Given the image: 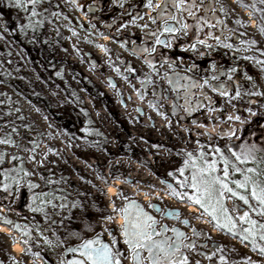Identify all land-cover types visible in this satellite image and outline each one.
<instances>
[{
  "label": "rangeland",
  "instance_id": "rangeland-1",
  "mask_svg": "<svg viewBox=\"0 0 264 264\" xmlns=\"http://www.w3.org/2000/svg\"><path fill=\"white\" fill-rule=\"evenodd\" d=\"M98 2L90 10L97 2L77 6L70 0H36L33 4L21 0L23 6H17L16 0H0V141H10L0 142V189L8 185L12 190L6 204L0 203V216L22 226L17 230L6 224L12 232H0V264H61L64 246L97 234L113 251H120L121 264H132L121 235L123 223H116L121 215L118 210L135 202L155 219L153 212H159L160 204L152 202L149 211L140 199L132 198L121 208L110 206L106 186L113 175L107 174V163L116 157L136 162L166 189L172 204L185 212L179 203L189 202L171 195L169 185L181 193L193 191L181 187L182 181H191L188 153L200 166L204 160H215L214 175L221 177L225 168L221 156L226 158L229 187L247 196L248 204L238 197L228 198L230 193L225 195L222 202L227 212L218 210V215L222 223H227L225 216L231 217L232 231L216 227L208 215L203 218L197 205L195 229L159 221L154 225L156 231L165 226L169 231L163 235L174 238L170 230L176 228L187 237L184 243L194 242L193 249L182 248L189 264H264V229L260 228L264 214L251 196V185L238 189L232 183L245 174L257 178L256 173H246L248 168L262 173L258 179L264 181V0H185L191 16L173 7L172 0H167L164 15L157 8L164 0H152L151 8L147 0ZM245 8L250 12L245 13ZM168 14L176 19H169ZM165 24L176 31H165ZM25 25L36 27L38 33L29 30L17 40ZM44 60L56 61V66L48 72L42 68ZM61 66L63 74L57 77ZM82 75L94 85L91 94L79 86ZM125 82L130 89L122 93L124 97L131 98L138 87L152 101H170L165 118L176 129L146 140L127 135L133 128L122 117V105L114 93ZM79 96L82 104L75 105L72 98L79 101ZM227 101L233 102L230 111L239 119L235 123L210 137L195 138L193 130L181 131L184 122L198 124L188 120L190 115L216 109L223 116L229 110L222 105ZM87 111L91 122L87 129L95 133L89 137L92 143L77 138L72 129L88 121ZM105 124L124 138L121 146L116 147V134L108 132ZM245 154L251 158L244 160ZM97 156L100 162L89 170L100 185V195H96L97 185L88 183L79 168L68 164L72 159L82 162ZM185 160L189 167L181 174L178 169ZM31 189L38 191L33 202L38 207L28 201ZM244 213L248 216L242 221ZM249 219L256 224L250 225ZM212 229L219 232L212 233ZM193 230L201 235L194 236ZM15 241L22 245L20 252L11 250Z\"/></svg>",
  "mask_w": 264,
  "mask_h": 264
},
{
  "label": "snow or ice",
  "instance_id": "snow-or-ice-1",
  "mask_svg": "<svg viewBox=\"0 0 264 264\" xmlns=\"http://www.w3.org/2000/svg\"><path fill=\"white\" fill-rule=\"evenodd\" d=\"M27 2L33 4L36 0H27ZM172 4L173 7L178 10L187 11L188 15H193L191 8L185 6V0H172ZM16 5L23 6L21 0H16ZM146 6L151 8L152 0H147ZM165 7H167V0H164L163 4L157 5V8L160 9V15L165 14L163 12V8ZM193 7H195V5H193ZM149 18L152 19V17ZM168 18L176 19V15L168 14ZM183 27L188 28L189 25L184 24ZM164 30L167 32L176 31L175 28L167 24L164 25ZM261 31L264 32V27H261ZM156 42L161 43L162 41L157 37ZM201 43H204V41H201ZM144 51H147V49H144ZM222 94L226 95V93ZM149 105L152 106V102H149ZM0 142L9 143L10 141L5 140ZM216 151H219V149ZM188 156L192 161L191 181L188 182L187 179L182 181L181 187L183 188L186 186L193 191L191 193H181L169 185L171 195L181 200L186 199L187 202L197 205L203 210L204 215L210 216L211 219L215 221L216 227L228 228L229 231H232L235 229V223L232 222L231 217L225 216L224 219L227 220V223H222L221 217L218 215V210L223 213L227 212V209L223 208L222 201L227 193L231 194L228 198L238 197L240 200L244 201L245 204H248V198L229 187V183L227 182V177L229 176L227 167L228 160L221 156L225 164L223 177H221L219 175H214L216 172L215 160H204L203 166H200L196 163L197 158L192 157L191 153H188ZM249 158H251L249 154L244 155V160ZM200 159H203V153H201ZM237 159H240L239 155H237ZM187 167H189V160H185L184 166L178 169V171L183 174ZM233 167L235 168V166ZM235 171L241 170L235 168ZM246 173H256L257 178L245 174L242 180H235L232 181V183H234L238 189H246L251 185V196L259 202L261 214H264V181L258 179L262 173H257V170L254 168H248ZM25 174L27 175L28 173ZM169 175H172V173H169ZM4 187L7 188L8 185H4ZM31 187H35V185H31ZM149 206L154 207L153 205ZM118 211L123 217L121 235L124 237V243L128 246L129 259L132 264H145V261L147 264H189V257L183 253L182 248L193 249L195 244L192 241L184 243L187 237L183 232H180L176 228H172L170 231L173 233L174 238L164 236L163 233L169 231V229L162 226L160 231H156L154 218L144 212L135 202L127 203ZM164 214L175 217L179 216V212L176 210H169ZM247 216L248 214L244 213V215L240 216V219L243 221ZM181 222L188 224V220L186 219ZM247 222L253 226L256 224V221L250 219ZM0 223L7 224L17 230H21L22 228L21 225L14 223L7 217L0 216ZM260 228L264 229V224H261ZM24 231H26V229H24ZM245 231H251V229H246ZM193 235L198 236L201 235V233L193 230ZM246 238L247 237H245V239ZM261 239H264V235L261 236ZM112 243H116L115 237L112 238ZM68 251H79L80 255L83 257V259L69 260L68 264H121L120 251H113L112 248H110L108 244L103 243L98 236L94 239L84 240L76 248H70ZM143 251H147V257L142 256ZM261 252H264V248H261ZM208 258L211 259V255H208ZM220 260L223 261L224 257L221 256ZM196 264H199V261H196Z\"/></svg>",
  "mask_w": 264,
  "mask_h": 264
},
{
  "label": "bare ground",
  "instance_id": "bare-ground-1",
  "mask_svg": "<svg viewBox=\"0 0 264 264\" xmlns=\"http://www.w3.org/2000/svg\"><path fill=\"white\" fill-rule=\"evenodd\" d=\"M244 12L249 13L250 10L245 8ZM103 39L107 40L108 37L103 36ZM120 85L123 86L118 88L121 91L117 89L114 90V93L118 96V99H120V103L122 105V117L125 118L127 124L133 128V130H131V134L127 132V135L132 136L133 133L134 135L142 137L144 140H146L151 138L152 135L157 136L158 134H161L163 136H167L168 131L176 129L175 123L170 121L168 118H165L168 113V109H166V107H169L170 101H167V103L164 102L163 99L157 102L152 101L151 98L144 97L143 90L139 89L138 87L132 91L131 98L124 97L122 93L128 92L127 89H130V83L125 82L120 83ZM149 102H152V106L149 105ZM232 103L233 102L231 101H227L226 103L222 104L223 107L227 106L229 109L223 116H220V111L216 109L205 110L200 115H190L188 120L198 122V124L184 122L181 124V131L188 133L190 130H193V135L195 138H199L201 136L210 137L211 135L216 134L217 129L225 128L228 124H233L239 120L238 117L230 111L233 107ZM218 116L220 120L216 119ZM174 117L176 118L177 116L175 115ZM205 122L208 124H205ZM105 126L108 132L113 133L114 135L116 134L114 140L116 147L121 146V144L124 142V138L118 136L115 128L107 124H105ZM133 145L137 146L136 142H133ZM96 158L97 159L95 160L90 159L89 161L82 162H76L75 159H72L68 164L72 167L79 168L83 177L87 179L88 183L93 186L97 185L96 195H100V185L98 186V184L95 182L94 176L89 170L92 166H94L93 164L100 162V156H97ZM107 167L110 170V172L107 174L110 173L113 175L106 186L105 198L109 200L110 206L121 208L128 199L137 198L141 200L147 210L152 211L149 205L152 202H158L160 204L159 212L157 214L153 212V215L155 216V222L162 221L167 226L181 225L189 226L193 229L198 227V225H196V220L194 221L193 219L194 214H199L197 206L191 203H179L180 206L185 207L186 211L182 212V210L178 208V205L172 204L173 199L170 197V195H168L166 189H163L158 181L153 180L150 173L146 170H143L142 167L136 162H128L126 158L116 157L107 163ZM82 188L85 190L88 189L86 186H83ZM2 209L3 208L0 207V210ZM169 210L178 211L179 216H171L172 219H169L167 217L169 215L164 214ZM203 218H205L204 214ZM185 219L188 220V224L181 222ZM202 222L205 221L203 220ZM116 223H123L121 215L117 216ZM0 232L9 234L12 232V229L6 224L0 223ZM211 232L217 233L219 231L217 229H212ZM232 240L235 239L232 237ZM21 249L22 245L19 241H15L11 246V250L16 252H20Z\"/></svg>",
  "mask_w": 264,
  "mask_h": 264
},
{
  "label": "trees",
  "instance_id": "trees-1",
  "mask_svg": "<svg viewBox=\"0 0 264 264\" xmlns=\"http://www.w3.org/2000/svg\"><path fill=\"white\" fill-rule=\"evenodd\" d=\"M43 2V1H42ZM47 2V1H46ZM6 5H7V3H6ZM0 12H2L1 10H0ZM14 22H16L17 23V21H15L14 20ZM20 25L18 24L17 25V29H19L20 30V27H19ZM22 28V27H21ZM29 30H31L32 31V34H36V33H38V31H37V28L36 27H34V26H31V25H25L24 27H23V29H21V34L18 36V37H16V39L17 40H19V38L20 39H22L23 38V36H24V34H26ZM35 36V35H34ZM25 44H26V46L28 47L29 46V44H27L26 42H25ZM45 61V60H44ZM56 61H53V62H47V61H45L44 62V64H42V68H45L46 70H48V72L50 71L49 70V68H50V66L51 67H54V66H56ZM53 70H56L57 71V69H53ZM60 70L61 71H57L56 72V76L57 77H61L62 76V66H61V68H60ZM56 76L54 77V79H56ZM61 86V85H60ZM80 88L83 90V91H85L86 93H88V94H91L92 93V89L94 88L93 86L94 85H91V81H89V79L87 78V77H84V75H82V79H81V81H80ZM73 91H74V93L78 96L79 95V93H78V91L76 90V89H72ZM80 97V96H79ZM31 100V99H30ZM72 102L76 105L78 102H82V98L80 97L79 98V101H77V100H75V99H73L72 98ZM82 104V103H81ZM86 110V109H85ZM87 116H88V121H84L83 123H82V125L79 127H77V123H76V126H73L72 127V129L77 133V138H79V139H81V140H83V141H88V142H91L92 143V141L89 139V137L90 136H94L95 135V133H94V131H92V129L90 130V131H88V127L91 125H89V123L88 122H90L89 120V113H88V111H87ZM91 123V122H90ZM84 126V127H83ZM236 146V145H235ZM234 148H236V147H234ZM233 151L235 152L234 153V155H235V157L237 158V154H236V151H235V149H233ZM2 164H3V162H2ZM29 194L30 195H28L27 196V198H28V201L31 203V204H34L33 202H34V200H36L37 199V196H38V191L36 190V189H31L30 191H29ZM11 196H12V190H11V186L10 187H7V188H3L2 190L0 189V203L1 204H6V202L8 201V198H11ZM187 201V200H186ZM222 204H223V202H222ZM35 206H37L38 207V205H37V203L35 202V204H34ZM226 206V205H225ZM224 205H223V208L224 209H226L227 208V206L225 207ZM24 212V214H28V211H27V209L26 210H24L23 211ZM222 228V227H221ZM222 229H224V228H222ZM225 230V229H224ZM246 242H248L246 239H244Z\"/></svg>",
  "mask_w": 264,
  "mask_h": 264
},
{
  "label": "flooded vegetation",
  "instance_id": "flooded-vegetation-1",
  "mask_svg": "<svg viewBox=\"0 0 264 264\" xmlns=\"http://www.w3.org/2000/svg\"><path fill=\"white\" fill-rule=\"evenodd\" d=\"M70 1L74 5H77V6H80L82 4L83 5H87L88 2H91V4H93V3L96 4V2H97L96 5H92V6L88 7V9H90V10H93L97 5H99V2H98L99 0H70ZM195 13H196L197 17L200 19L199 11L197 10V11H195ZM97 236L99 237V239L102 242L104 241L103 238L101 237V235H98V234L97 235H93L91 237H87V238L83 239L82 241H84V240H86L88 238H93L94 239ZM82 241H80L78 243L71 244V245H66V246L63 247V253H62V255H63V263H61V264H68V261L70 259H75V257H77V256L83 258L80 255L79 251H68V249H70V248H73V249L76 248Z\"/></svg>",
  "mask_w": 264,
  "mask_h": 264
},
{
  "label": "water",
  "instance_id": "water-1",
  "mask_svg": "<svg viewBox=\"0 0 264 264\" xmlns=\"http://www.w3.org/2000/svg\"><path fill=\"white\" fill-rule=\"evenodd\" d=\"M89 239H93V238H88V239H86V240H89ZM103 243H105L106 244V242L105 241H103ZM75 259H83V258H81V257H75ZM70 260H72V259H70Z\"/></svg>",
  "mask_w": 264,
  "mask_h": 264
}]
</instances>
